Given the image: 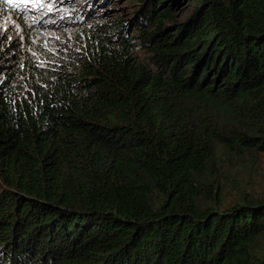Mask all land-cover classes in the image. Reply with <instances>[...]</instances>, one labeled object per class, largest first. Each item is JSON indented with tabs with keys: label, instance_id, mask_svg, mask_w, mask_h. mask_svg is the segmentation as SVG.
<instances>
[{
	"label": "trees",
	"instance_id": "obj_1",
	"mask_svg": "<svg viewBox=\"0 0 264 264\" xmlns=\"http://www.w3.org/2000/svg\"><path fill=\"white\" fill-rule=\"evenodd\" d=\"M131 1L51 65L0 0V264H264V0Z\"/></svg>",
	"mask_w": 264,
	"mask_h": 264
},
{
	"label": "rangeland",
	"instance_id": "obj_2",
	"mask_svg": "<svg viewBox=\"0 0 264 264\" xmlns=\"http://www.w3.org/2000/svg\"><path fill=\"white\" fill-rule=\"evenodd\" d=\"M133 5L131 0H16L12 7L2 10L1 28L4 33L11 30L10 36L23 38L20 42L28 56L54 65L61 62L60 57L76 49L72 39L79 27L125 20L131 15ZM182 11L183 15L191 13L192 6L186 5ZM24 25L32 31L28 42L24 40ZM241 173L244 190L249 191L252 186L253 191L264 192L261 187L264 171ZM231 202L232 199H228L227 203Z\"/></svg>",
	"mask_w": 264,
	"mask_h": 264
},
{
	"label": "snow or ice",
	"instance_id": "obj_3",
	"mask_svg": "<svg viewBox=\"0 0 264 264\" xmlns=\"http://www.w3.org/2000/svg\"><path fill=\"white\" fill-rule=\"evenodd\" d=\"M8 3H15L16 0H7ZM24 2H27V0H24Z\"/></svg>",
	"mask_w": 264,
	"mask_h": 264
},
{
	"label": "bare ground",
	"instance_id": "obj_4",
	"mask_svg": "<svg viewBox=\"0 0 264 264\" xmlns=\"http://www.w3.org/2000/svg\"><path fill=\"white\" fill-rule=\"evenodd\" d=\"M101 111V110H100ZM101 118V117H100Z\"/></svg>",
	"mask_w": 264,
	"mask_h": 264
}]
</instances>
